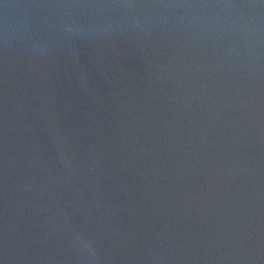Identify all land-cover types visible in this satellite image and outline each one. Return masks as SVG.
Returning a JSON list of instances; mask_svg holds the SVG:
<instances>
[{
  "label": "water",
  "instance_id": "obj_1",
  "mask_svg": "<svg viewBox=\"0 0 264 264\" xmlns=\"http://www.w3.org/2000/svg\"><path fill=\"white\" fill-rule=\"evenodd\" d=\"M0 264H264V0H0Z\"/></svg>",
  "mask_w": 264,
  "mask_h": 264
}]
</instances>
